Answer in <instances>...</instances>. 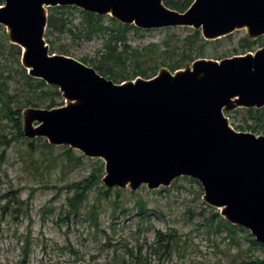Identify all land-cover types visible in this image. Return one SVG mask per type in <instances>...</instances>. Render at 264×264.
<instances>
[{"label": "water", "instance_id": "95a60500", "mask_svg": "<svg viewBox=\"0 0 264 264\" xmlns=\"http://www.w3.org/2000/svg\"><path fill=\"white\" fill-rule=\"evenodd\" d=\"M0 5V24L10 43L20 47L22 67L30 77L57 86L64 101L59 107L27 108L24 136L102 159L107 188L157 189L179 176L196 179L206 204L264 244V135L236 130L224 115L264 106V46L116 83L79 59L51 53L44 39L47 7L57 5L143 29L192 27L205 40L243 28L256 39L264 34V0H193L184 11L163 0H3Z\"/></svg>", "mask_w": 264, "mask_h": 264}, {"label": "rangeland", "instance_id": "374dc122", "mask_svg": "<svg viewBox=\"0 0 264 264\" xmlns=\"http://www.w3.org/2000/svg\"><path fill=\"white\" fill-rule=\"evenodd\" d=\"M183 1L163 0V3L171 8V5ZM192 1L189 0L186 8ZM69 16L73 18L74 25L80 28L79 13L72 11ZM103 17L104 23L111 25V16L106 14ZM193 30L192 27L176 26L139 28L136 31L129 27L125 30V36L130 46L138 51L148 47L145 57L140 60L158 57L161 60L167 55L175 58L174 53H170L173 46L181 44V39ZM75 32L79 36L75 37L69 32L59 39L52 36L53 46L63 44L70 56L76 59L85 57L87 65L98 63L107 35L100 33L87 39L77 29ZM243 37L252 39L244 28L234 30L230 38L222 36L218 40L211 39L203 45L202 57L222 59L246 53L248 51L239 45ZM44 39L46 42L45 33ZM263 46L256 38L250 51ZM10 47L5 27L0 24V86L10 96L7 98L0 93V264H116L112 261L115 253L124 257L123 264H237L249 256H263V247L250 243L247 236L249 230L244 228L247 232L240 229L233 232L223 227L217 232L216 224L208 225L211 212L218 210L202 200L201 184L188 176L175 178L167 189H163V186L149 189L146 184H140L134 190L128 185L107 188L101 179L106 172L104 161L100 158L85 156L71 148L73 159L69 160V157L62 155L65 145L50 144L52 147L49 150L42 147L43 141L48 143L44 137L34 141L36 150L30 151L27 145L34 138L18 134V130L23 129L24 111L32 107L27 100L35 102L38 105L36 108H47L51 98L56 104L62 103L53 107L64 106V101L57 94L40 97L41 91H54L58 87L44 81L41 86L31 85L30 82L35 84V81L42 79L22 72L20 57L11 53ZM166 48L170 50L167 54L163 52ZM129 51H125L123 57L129 55ZM125 63V66H114L117 73L128 77L123 81L142 77L131 76V67L135 65L132 56L129 55ZM8 108L12 111L9 114ZM236 109L224 111L233 128L241 124L245 115L242 110L235 112ZM240 131L252 132L249 129ZM253 133L264 135L262 132ZM79 156H82L80 160L77 159ZM100 165L101 170H98ZM92 172L99 177L87 192L81 214H66V198L72 196V191L62 186L80 181ZM105 190H108L106 198L101 194ZM137 201L143 203L146 209L142 215L138 214ZM115 204L118 208L113 213ZM91 205L98 206L97 226L88 218L87 211ZM123 206L124 212L121 211ZM155 230L175 233L178 239L180 247L172 249L168 259L159 260L152 253H147L149 249H146L145 242L155 239ZM140 244H144L140 254L146 258V263H138L135 257L126 253L130 248H135L134 252H137Z\"/></svg>", "mask_w": 264, "mask_h": 264}, {"label": "trees", "instance_id": "16d2710c", "mask_svg": "<svg viewBox=\"0 0 264 264\" xmlns=\"http://www.w3.org/2000/svg\"><path fill=\"white\" fill-rule=\"evenodd\" d=\"M0 3H2V0H0ZM189 3V0H185L181 3H175L171 5V8H174L179 11H184L186 9V5ZM72 11H77L80 15V28L73 23V18L69 16V13ZM103 15H98L91 12H85L75 6H51L47 8V22H46V29H45V35H46V42L50 44V50L51 52H57L60 54H66L69 55L68 50L63 46V44H58V46H53V38L59 39L61 35L69 32L73 36L76 37V29L78 30L79 34H82V36L86 37L87 39H92L94 36L99 35L100 33H104L107 35L105 42H104V51L102 52L99 62L93 63L92 66L102 75L106 76L107 78L112 79L114 82H121L123 80L128 79V77L125 74L117 73L114 69L115 65L122 64L125 66V59L129 58V55L132 56L135 59V65L131 67L132 75H141L144 78L152 77L156 73V70L160 66L167 67L171 72H174L175 70L183 67L184 65L191 63L194 59L198 57L203 56V45L206 44L209 40H205L202 38L200 31L197 29H194L191 34L188 36H184L181 40V44H175L173 46V52H170L169 49H164L163 52L167 54L170 52L171 54L174 53V57L172 55H167L166 57L163 56V58L160 60V57L150 59H142L141 57H145V52L148 47H143L142 50L138 51V49H134L130 46V44L127 42V38L125 36V30L129 27L134 28L136 31L139 30V28L135 27L134 25H128V24H122L118 22L116 19L109 17V20L111 22V25H107L104 23ZM79 36V35H78ZM223 37H231V33L227 34ZM221 38V37H220ZM216 38V40L220 39ZM171 40H173L171 38ZM179 41V40H178ZM178 41H175L178 42ZM258 41L261 45H264V34L260 37H258ZM256 42V39H248L247 37H243L240 40L239 45L242 49L246 51L252 50V47L254 43ZM199 43V44H198ZM154 44H150L152 46ZM169 47V44H165ZM128 49L130 51L128 52L129 55L126 57H123V54L125 51L127 52ZM10 52L14 53L16 57L20 56L21 50L20 47L11 44ZM215 59H220L219 57H215ZM80 61L86 63L87 59L85 57H82L79 59ZM144 64V66H142ZM22 72H26L24 68L21 67ZM28 79L32 80V78L28 77ZM31 85H44L43 80H38L34 82H30ZM0 93L4 94L7 98L10 96L7 95V92L4 91V89L0 86ZM50 95V94H57L61 95L60 92L55 89L54 91L51 89L43 90L40 92L39 96L42 97V95ZM32 98V96H31ZM51 103L46 105L47 108H51L55 105H61L62 103L56 104V102L51 98ZM27 104H31L32 107H37L38 105L35 102H32L30 99L27 100ZM239 109V110H238ZM242 110L245 112V115L243 117V120L241 124H237L236 129L244 130L249 129L252 132H262L264 133V106L261 108H237L235 112H238ZM12 112L10 108H8L7 113L9 114ZM9 118L12 120L13 117ZM18 134L22 137L23 133L21 130H18ZM41 140V137H34V139L30 140L28 142V148L30 151H35L34 149L35 144H33L34 141ZM42 147L47 148L48 150L52 147V145L46 143L45 141L42 142ZM62 155L66 156L69 160L73 159L72 150L68 146L63 147ZM82 157V156H81ZM81 157H77L78 160L81 159ZM98 170H101V165L97 168ZM99 176L96 175L94 172L90 173L88 176L82 178L80 181H74L72 183H69L65 186V188H68V191H72V196L67 197V213H72L73 215H80L82 204L84 200L86 199L87 192L91 189V186L96 182L97 178ZM191 180L199 183L197 180L190 178ZM163 189H167V187H163ZM108 193V190H105L104 192H101L102 196L104 195V198H106V194ZM8 194V193H7ZM6 194V195H7ZM5 196V195H4ZM15 197V195H13ZM9 199V198H8ZM138 214L142 215L146 209L143 206V203L140 201L136 202ZM97 205H91L90 209H88L87 214L88 218L92 223H94L97 226L96 221V209ZM117 205L115 204L113 207L112 212L114 213L115 210H117ZM125 208L124 206L121 208V211L124 212ZM67 217V215H66ZM215 225L216 229L215 231L219 232L222 230L223 227L229 228L230 231H235L236 229H240L242 231H246L243 227L232 225L226 220H224L218 212H211V217L208 220V225L212 226ZM247 232V231H246ZM247 236L249 237L250 243L252 245H258L263 247V256H249L247 259H242L237 262V264H264V245L257 242L249 232H247ZM146 243V249L149 251L147 252L152 253L157 259H168L171 256L172 249L179 248L180 245L178 243V239L175 237V233H169V232H163L161 230H155V239L151 242ZM144 245V244H143ZM143 245L140 244L137 248V252H134L135 248L127 249L126 253L135 257L136 262L138 263H146V258L141 256L140 250L143 248ZM26 255V252H25ZM112 261L116 264H123L125 259L121 255V257L118 254H114Z\"/></svg>", "mask_w": 264, "mask_h": 264}]
</instances>
